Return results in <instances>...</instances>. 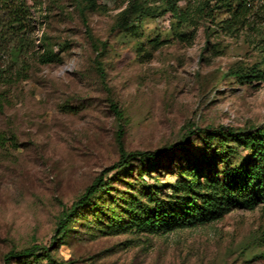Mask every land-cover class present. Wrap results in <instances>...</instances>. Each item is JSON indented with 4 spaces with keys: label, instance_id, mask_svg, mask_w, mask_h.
Instances as JSON below:
<instances>
[{
    "label": "rangeland",
    "instance_id": "obj_1",
    "mask_svg": "<svg viewBox=\"0 0 264 264\" xmlns=\"http://www.w3.org/2000/svg\"><path fill=\"white\" fill-rule=\"evenodd\" d=\"M199 2L213 7L216 0H180L179 5L193 8ZM98 4L87 18L93 34L113 48L102 60L104 82L94 69V52L74 1H29L34 6L28 23L37 43L47 35L67 46L65 51L57 47L59 61L30 59L27 80L0 87V133L7 138L0 149V264L6 259L26 264L14 253L33 246L50 247L57 260L73 264H264V206L156 234L99 232L93 219L86 226L78 219V234L54 242L62 211L119 159L110 99L126 117L127 151L174 143L187 122L235 128L264 123V81L240 83L217 72L264 56V0H250L248 25L235 37L206 31L210 23L198 24L192 39L181 42L170 33V15L150 20L146 30L166 43L140 60L110 33L123 0ZM163 174L164 183L176 178Z\"/></svg>",
    "mask_w": 264,
    "mask_h": 264
},
{
    "label": "trees",
    "instance_id": "obj_2",
    "mask_svg": "<svg viewBox=\"0 0 264 264\" xmlns=\"http://www.w3.org/2000/svg\"><path fill=\"white\" fill-rule=\"evenodd\" d=\"M30 0H0V87H10L27 80L28 60L51 64L60 60L56 52L67 44L42 35L33 37L28 23ZM36 1V0H33ZM85 27V34L94 52V69L104 82L102 62L111 44L93 34L87 12L99 9L98 0H73ZM115 15L110 33L127 45L140 60L166 40L146 30L147 22L170 15V33L176 40L192 39V28L209 24L206 31L235 37L248 25L250 0H216L199 2L195 7L181 8L180 0H123ZM210 34V33H209ZM216 51V48H213ZM11 57L10 61L5 58ZM264 56L250 63L235 61L219 78L240 83L264 81ZM200 77V76H199ZM0 98V111L3 109ZM110 108L117 119L119 159L95 178L70 208L59 216L54 242L79 233L74 225L91 224L97 231H129L156 234L175 229L206 225L222 219L237 209L254 210L264 206V123L257 126L200 127L187 122L177 141L156 150L127 151L123 142L126 117L118 102L110 99ZM0 133V149L6 145ZM189 145V146H188ZM193 149V152L191 150ZM171 168L166 167V163ZM171 171H168V170ZM108 173L112 177L105 178ZM163 173L176 175L164 183ZM149 179V180H147ZM118 182L122 188L114 184ZM92 228V229H93ZM26 264H73L59 261L50 247L33 246L14 253ZM46 261V263H44ZM9 260L6 259L5 264Z\"/></svg>",
    "mask_w": 264,
    "mask_h": 264
}]
</instances>
